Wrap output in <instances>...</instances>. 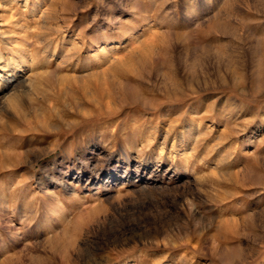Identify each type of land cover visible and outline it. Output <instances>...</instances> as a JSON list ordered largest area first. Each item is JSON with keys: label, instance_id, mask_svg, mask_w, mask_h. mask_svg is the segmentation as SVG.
<instances>
[{"label": "rangeland", "instance_id": "1", "mask_svg": "<svg viewBox=\"0 0 264 264\" xmlns=\"http://www.w3.org/2000/svg\"><path fill=\"white\" fill-rule=\"evenodd\" d=\"M28 1L0 264H264V0Z\"/></svg>", "mask_w": 264, "mask_h": 264}, {"label": "bare ground", "instance_id": "2", "mask_svg": "<svg viewBox=\"0 0 264 264\" xmlns=\"http://www.w3.org/2000/svg\"><path fill=\"white\" fill-rule=\"evenodd\" d=\"M1 2L0 11L3 12L0 13V95L5 89L11 91L18 88L21 93L26 94L29 89L37 88L39 68L38 66L35 67V65L39 62L36 55H32L26 49V46L29 45L26 40L27 36H22V32L16 31L20 29L27 33L29 32L27 26L18 22V20L15 21L14 18L19 15L18 12L20 10H26L27 8H31L32 12L35 13L40 7V3L38 1L30 2L28 0H1ZM15 5L17 7H14ZM44 14L45 19H48L50 10ZM11 26L15 29H7ZM20 43L23 45V48L20 47ZM18 98H20L18 95L13 96L9 101L10 105L16 106L19 104ZM109 109L111 108L109 107ZM24 122L26 121L24 120Z\"/></svg>", "mask_w": 264, "mask_h": 264}]
</instances>
